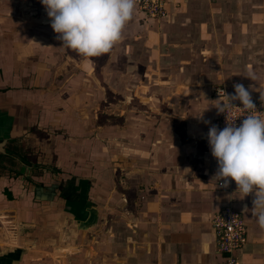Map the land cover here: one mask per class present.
<instances>
[{
    "label": "crops",
    "instance_id": "crops-1",
    "mask_svg": "<svg viewBox=\"0 0 264 264\" xmlns=\"http://www.w3.org/2000/svg\"><path fill=\"white\" fill-rule=\"evenodd\" d=\"M165 9L150 17L135 2L122 39L90 58L62 46L47 14L9 13L18 30L0 34V264H217L210 220L224 205L245 224L240 264H264L254 193L217 180L206 137L224 100L213 86L234 94L241 83L264 100V0ZM103 91L115 94L114 119L99 107ZM38 132L32 149L45 161L33 162L15 144ZM51 158L73 175L62 185Z\"/></svg>",
    "mask_w": 264,
    "mask_h": 264
},
{
    "label": "clouds",
    "instance_id": "clouds-1",
    "mask_svg": "<svg viewBox=\"0 0 264 264\" xmlns=\"http://www.w3.org/2000/svg\"><path fill=\"white\" fill-rule=\"evenodd\" d=\"M52 30L62 46L84 57L108 53L123 36L135 12V0H40ZM252 74H249V78ZM234 94H225L215 107L225 112L235 107L244 118L237 125L226 121L223 128L211 125L206 137L217 163L215 177L227 186L235 181L242 198L254 193L252 210L264 229V116L241 83L233 85ZM261 97V96H260ZM239 100L241 106H234ZM207 123V121H205Z\"/></svg>",
    "mask_w": 264,
    "mask_h": 264
},
{
    "label": "built area",
    "instance_id": "built-area-1",
    "mask_svg": "<svg viewBox=\"0 0 264 264\" xmlns=\"http://www.w3.org/2000/svg\"><path fill=\"white\" fill-rule=\"evenodd\" d=\"M137 6L146 15L150 17H162L166 14L165 0H135ZM226 93L223 86L214 88L213 95L223 97ZM257 111L264 116V100L252 99ZM234 106H241L240 101H233ZM244 115L235 108H229L225 112L218 111L217 115L211 122L218 128H223L226 121L234 122L239 125ZM211 227L214 232L215 245L217 251L222 255L221 262L217 264H240L237 251L245 241L246 228L241 213L231 207L224 205L214 215H212Z\"/></svg>",
    "mask_w": 264,
    "mask_h": 264
},
{
    "label": "rangeland",
    "instance_id": "rangeland-1",
    "mask_svg": "<svg viewBox=\"0 0 264 264\" xmlns=\"http://www.w3.org/2000/svg\"><path fill=\"white\" fill-rule=\"evenodd\" d=\"M20 5L26 6L27 8L22 9L24 7H22ZM12 12L14 13V15H19V17H23L24 12H26V13L30 12L31 13V14H29L30 16L25 15L23 18H27V20H31V21H36L38 19V17H40L43 14H46L45 8L40 3V0H0V34H11V33H14L16 30H18V27H17L18 24L16 23V21L12 20V17L10 18V16H9V13H12ZM5 17H7V18H5ZM34 23L35 22H33V25H36ZM88 81H89V83L91 82L90 80H88ZM91 85H92V83H91ZM218 86H220V85H218ZM215 87H217V86L215 85L212 88V91H211L212 95H213V91H214ZM101 96H102V100H100L101 103H100L99 107L101 109H107L105 113H108V114L112 113L110 117H112L114 119L115 109L118 108V106H116V104H115V94L112 93V91H108V92L103 91ZM96 112H100V110H97ZM98 118H99V116H98ZM125 130H126V128H125ZM57 132H60V131H57ZM38 134H39V132L35 133V135L33 137L29 136V139H26V141L23 144H15L19 148L21 147V149H23L24 157L27 155L26 158H28L29 160H31L33 162H36L35 160L39 159V158H41L42 161H45V158H44L45 156L43 157L41 154H36L35 152H33L34 149H32L34 147V141H36V137ZM60 134H62V133H60ZM38 136L41 137V135H38ZM62 137H63V135H62ZM62 137H60V138H62ZM42 140H43V142L46 141L45 139H42ZM108 147L109 148H113V147L116 148V146H114L113 142H108ZM114 148H113V151H115ZM54 161H55L54 158L50 159L49 164H47V165H49L48 166L49 169L46 171L50 172V173H53V171L56 172L55 174L58 177L57 181H59V179H61L60 180L61 183L59 185H62V183H65L64 179H70L73 177V175L69 172V170L67 171L65 169L64 170L55 169L54 168V166H55ZM109 163H112V162L109 161ZM111 166H112V164H110L109 167H111ZM37 172H39V171H37ZM57 172H60V175ZM32 173H34L33 170H32ZM66 175H68V176H66ZM55 188L58 189V186H55ZM10 214H12V213H10ZM6 223H8L7 220H6ZM7 226H8V224H3V222H0V232L5 233V231L7 230ZM28 230H30V229H28ZM13 250H15V249H13ZM51 252H52V250L49 251V253H51ZM7 253H9V252H7V247L0 248V257L5 256ZM51 254L52 255L48 256L51 259H53V257L55 259L62 258L59 255L60 253L54 254V252H53Z\"/></svg>",
    "mask_w": 264,
    "mask_h": 264
},
{
    "label": "bare ground",
    "instance_id": "bare-ground-1",
    "mask_svg": "<svg viewBox=\"0 0 264 264\" xmlns=\"http://www.w3.org/2000/svg\"><path fill=\"white\" fill-rule=\"evenodd\" d=\"M1 214H2V213H1ZM3 217H4V216H1V217H0V220H2L4 223H6V220H4ZM2 221H1V222H2ZM3 227H4V226H3ZM4 230H5V229H4ZM8 231H9V230H8ZM8 231H7V232H8ZM9 234H11V233H9ZM9 234H8V235H9ZM11 238H12V237H11ZM58 247H59V246H58ZM71 247H72V246H71ZM66 248H68V247H66ZM56 250H57V249H56ZM60 251H61V250H60ZM62 251H63V250H62ZM69 252H70V251H69ZM63 253H64V252H63ZM63 253H62V254H63ZM57 254H59V253H57ZM60 254H61V253H60ZM65 254H66V253H65Z\"/></svg>",
    "mask_w": 264,
    "mask_h": 264
}]
</instances>
